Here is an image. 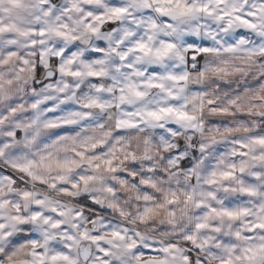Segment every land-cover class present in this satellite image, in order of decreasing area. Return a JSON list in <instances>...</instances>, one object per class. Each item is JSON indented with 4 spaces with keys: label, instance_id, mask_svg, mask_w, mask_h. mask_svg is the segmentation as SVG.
<instances>
[{
    "label": "clouds",
    "instance_id": "1",
    "mask_svg": "<svg viewBox=\"0 0 264 264\" xmlns=\"http://www.w3.org/2000/svg\"><path fill=\"white\" fill-rule=\"evenodd\" d=\"M0 264H264V0H0Z\"/></svg>",
    "mask_w": 264,
    "mask_h": 264
}]
</instances>
